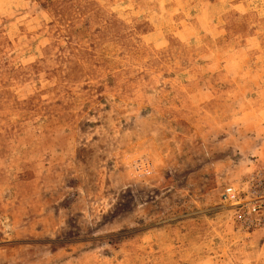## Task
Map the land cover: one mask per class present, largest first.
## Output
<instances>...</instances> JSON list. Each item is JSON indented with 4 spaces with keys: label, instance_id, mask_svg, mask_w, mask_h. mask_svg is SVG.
<instances>
[{
    "label": "rangeland",
    "instance_id": "obj_1",
    "mask_svg": "<svg viewBox=\"0 0 264 264\" xmlns=\"http://www.w3.org/2000/svg\"><path fill=\"white\" fill-rule=\"evenodd\" d=\"M261 162L264 0H0V264H264Z\"/></svg>",
    "mask_w": 264,
    "mask_h": 264
},
{
    "label": "built area",
    "instance_id": "obj_2",
    "mask_svg": "<svg viewBox=\"0 0 264 264\" xmlns=\"http://www.w3.org/2000/svg\"><path fill=\"white\" fill-rule=\"evenodd\" d=\"M220 201L233 210V219L246 230H264V162L248 173L240 186L223 189Z\"/></svg>",
    "mask_w": 264,
    "mask_h": 264
}]
</instances>
